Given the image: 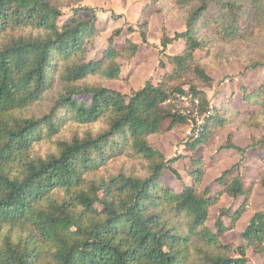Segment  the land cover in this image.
I'll return each mask as SVG.
<instances>
[{"label":"trees","instance_id":"1","mask_svg":"<svg viewBox=\"0 0 264 264\" xmlns=\"http://www.w3.org/2000/svg\"><path fill=\"white\" fill-rule=\"evenodd\" d=\"M83 1L0 0V264H250L249 250L264 260V211L252 216L241 245L222 241L251 210L254 188H264V171L246 188L232 167L216 180L222 190L210 196L208 189L199 191L204 171L197 170L190 175L193 185L177 193L161 178L178 159H167L149 142L188 124L177 113L179 94L199 99L201 113L209 109L206 89L214 80L208 67L232 59L245 71L264 67V0H152L137 23L142 42L148 44L151 19L160 15L185 23L173 37L163 33V52L179 41L184 47L166 55L171 72L130 96L87 83L97 75L125 80L120 60L133 59L140 45L129 39L119 50L117 30L103 57L88 61L99 36L96 10L75 8L60 24L63 9ZM201 51L206 59L197 58ZM159 67L167 69L163 59ZM56 88L49 111L27 114ZM86 96L90 102L80 100ZM244 101L251 113L224 102L191 146L234 125L221 150L244 154L234 134L264 130V84ZM69 120L103 129L55 140ZM42 143L49 145L44 154L37 151ZM260 145L264 139L252 137V146ZM123 156L140 160L141 172L99 173ZM224 196L243 202L221 209L213 230L209 214Z\"/></svg>","mask_w":264,"mask_h":264},{"label":"rangeland","instance_id":"2","mask_svg":"<svg viewBox=\"0 0 264 264\" xmlns=\"http://www.w3.org/2000/svg\"><path fill=\"white\" fill-rule=\"evenodd\" d=\"M152 0H84L82 3H73L70 7L63 9V18L60 24L64 23L69 16L73 14V9L78 7L94 8L97 13V28L99 36L95 42L94 48L88 56V61L99 60L103 57L104 52L109 48V38L117 30H121L120 36L115 38V46L122 50L126 40H132L140 45L137 55L131 59L120 60L123 72V79L119 81L105 80L102 76L97 75L87 80L88 84L97 83L102 87L118 91L124 95H131L132 90L142 89L150 79L157 82L162 74L171 72L173 67L168 63L166 55H176L184 47L182 41L175 42L168 46L166 52H163L161 39L166 32L170 37L185 29L183 20L165 21L160 15H155L151 20V26L148 33V44L141 40L140 33L137 29V23L140 19L142 9L150 4ZM81 16L88 17L83 12ZM249 23V22H248ZM244 24L247 27L249 24ZM135 29V33H130L129 28ZM24 32L20 31V35ZM197 58L206 59L207 51L197 52ZM243 56H247L242 51ZM167 64V69L159 67L160 61ZM222 60V59H221ZM208 74L213 78L214 84L211 89H206L209 99V111L214 114V109L220 107L223 102H228L237 111L250 112L247 101L244 96L255 91L264 84V67L256 70L245 71L244 66L235 59L226 61L222 60L218 66L208 67ZM57 94V88L47 94L46 99L41 103L29 109L27 114H42L51 108V102ZM80 100L90 102V97H82ZM68 116L65 113L60 114V118ZM170 126V120L164 122L163 130L167 131ZM103 129L101 124L94 127L85 128L69 120L61 128L55 140H71L74 136H84V133L90 131L98 133ZM190 125L176 126L170 132L163 136H151L149 142L152 147L162 151L167 159L177 158L170 168L165 169L161 178V183L172 188L175 192L181 193L185 186L193 185L191 173L201 170L204 171V179L199 191L205 193L206 189L210 196L222 190V187L216 182L224 171L235 167L232 174L240 173L249 188L255 179L264 171V164L261 158L264 157V146H252V137L264 139V130H254L246 135L234 134V143L246 149L244 154L237 151L221 150L226 144L228 134L236 129L234 125L228 126L217 134V136H206L202 145L192 147L195 141L188 136ZM209 137V138H208ZM49 145L42 143L37 147V151L45 153ZM137 160V161H136ZM138 159L121 157L112 160L106 167L102 168L99 173L106 176L108 174H117L120 172H141L142 166ZM177 173L180 177L178 178ZM252 195L251 210L243 215L237 226L228 234L222 237L223 243H230L234 246L242 244L241 233L246 229L254 212L264 211V188H254ZM243 202V198L232 200L225 196L221 199L218 206L214 207L207 221V226L216 230V222L220 215V210L236 209ZM225 224L231 226V220L224 218ZM250 264H264V260L254 252L248 251Z\"/></svg>","mask_w":264,"mask_h":264},{"label":"built area","instance_id":"3","mask_svg":"<svg viewBox=\"0 0 264 264\" xmlns=\"http://www.w3.org/2000/svg\"><path fill=\"white\" fill-rule=\"evenodd\" d=\"M177 102V113L188 118L190 129L187 134L189 138L195 141L198 140L204 133L207 119L212 116V111L210 112L208 109L206 112L201 113L199 111V99H194L190 93L185 95L179 94Z\"/></svg>","mask_w":264,"mask_h":264},{"label":"crops","instance_id":"4","mask_svg":"<svg viewBox=\"0 0 264 264\" xmlns=\"http://www.w3.org/2000/svg\"><path fill=\"white\" fill-rule=\"evenodd\" d=\"M152 21V20H151ZM150 26H151V22H150ZM122 75H123V72H122ZM224 103V102H223ZM222 103V104H223ZM232 132V131H231ZM233 132H235V130L233 131ZM241 136V135H240ZM235 145H237V144H235ZM238 146V145H237ZM238 147H240V146H238ZM241 148H243V147H241ZM228 151H232V150H228ZM232 176H236V175H233L232 174ZM244 182H245V180H244ZM247 185H246V183H245V187H246ZM257 188H262L261 186H256ZM247 188V187H246ZM255 190V189H254ZM253 195V194H252ZM225 197V196H224ZM258 212V211H257ZM255 214V212L252 214V216ZM252 216H251V218H252ZM249 251H251V250H249Z\"/></svg>","mask_w":264,"mask_h":264}]
</instances>
